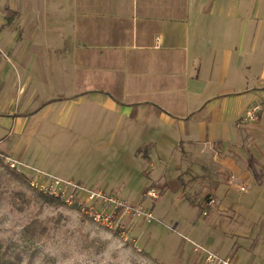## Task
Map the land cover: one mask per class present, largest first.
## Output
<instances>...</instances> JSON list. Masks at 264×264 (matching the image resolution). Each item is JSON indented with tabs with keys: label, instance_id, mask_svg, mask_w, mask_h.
Returning <instances> with one entry per match:
<instances>
[{
	"label": "crops",
	"instance_id": "0c3cea01",
	"mask_svg": "<svg viewBox=\"0 0 264 264\" xmlns=\"http://www.w3.org/2000/svg\"><path fill=\"white\" fill-rule=\"evenodd\" d=\"M1 94L7 157L48 121L131 143L151 189L175 162L178 180L213 164L211 188L264 190V0H0Z\"/></svg>",
	"mask_w": 264,
	"mask_h": 264
},
{
	"label": "rangeland",
	"instance_id": "374dc122",
	"mask_svg": "<svg viewBox=\"0 0 264 264\" xmlns=\"http://www.w3.org/2000/svg\"><path fill=\"white\" fill-rule=\"evenodd\" d=\"M3 108L1 94L0 114ZM48 123L33 142L17 141L13 159L25 164L19 167L29 177L41 171L45 179L71 181L61 190L69 201L33 202L20 210L8 191L19 188L36 195V190L17 179L4 184L0 247L13 264H206L205 249L224 258L237 250L240 256L260 257L264 252V190L245 183L241 190L239 181L228 185L223 180L219 183L225 189L211 188L213 164L205 165L203 178L189 173L178 180L175 162L168 182L151 189L155 185L140 173L147 160L129 152L131 143L90 140L83 126ZM14 136L7 134V144L15 143ZM220 178L225 180V175ZM259 192L263 198L255 197ZM211 197L216 201L209 204ZM32 219L47 225L46 236L24 234ZM250 230L255 236H248Z\"/></svg>",
	"mask_w": 264,
	"mask_h": 264
},
{
	"label": "trees",
	"instance_id": "16d2710c",
	"mask_svg": "<svg viewBox=\"0 0 264 264\" xmlns=\"http://www.w3.org/2000/svg\"><path fill=\"white\" fill-rule=\"evenodd\" d=\"M5 156L0 151V194L3 193V186L6 183H11L13 179H17L22 183H28L34 190L36 195H30L25 190L19 188H12L8 191L11 200L20 209L24 210L27 206L34 203H61L64 204L66 201L59 196H55L50 192H44L31 185L32 177H29L25 172L18 171L12 168L8 163L5 162ZM1 197V195H0ZM49 228L47 225L39 219H32L24 227V234L33 239H40L48 234ZM0 264H13L11 256H8L7 251L0 247Z\"/></svg>",
	"mask_w": 264,
	"mask_h": 264
},
{
	"label": "built area",
	"instance_id": "2783aa9c",
	"mask_svg": "<svg viewBox=\"0 0 264 264\" xmlns=\"http://www.w3.org/2000/svg\"><path fill=\"white\" fill-rule=\"evenodd\" d=\"M260 111H261V106L259 104L252 105L249 109L246 110L245 115H244V120L247 122H253V121L258 120L259 118L258 115ZM5 159H6V162L12 168L17 169L18 171H21L19 164L25 165L11 157H5ZM43 177H44L43 173L41 171H37L36 177H32L31 185L44 192H50L51 194L55 196H59L62 199H64L66 202L69 201V199L65 197L64 192L62 193L61 190L69 188V184H71V181L64 182L63 180L56 178L54 176H49L50 177L49 179H45ZM53 183L58 185L57 187H58L59 192H57V190L53 188V185H52ZM242 189H244V187H242ZM99 196L107 200L103 194L99 193ZM109 201H115V200L110 198ZM211 202H213V200H211ZM146 216L148 218L151 217L150 215H146ZM204 251L206 255L205 256L206 264H234L230 258L221 257L217 252L213 250L205 249Z\"/></svg>",
	"mask_w": 264,
	"mask_h": 264
}]
</instances>
